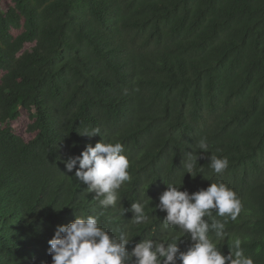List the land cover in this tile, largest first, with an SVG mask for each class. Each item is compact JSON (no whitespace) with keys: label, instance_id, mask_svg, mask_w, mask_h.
<instances>
[{"label":"trees","instance_id":"obj_1","mask_svg":"<svg viewBox=\"0 0 264 264\" xmlns=\"http://www.w3.org/2000/svg\"><path fill=\"white\" fill-rule=\"evenodd\" d=\"M22 112L27 137L11 126ZM93 127L101 135L80 134ZM102 140L121 143L130 165L108 209L64 163ZM192 151L195 177L182 170ZM211 155L228 159L222 174ZM217 182L242 210L225 240L210 238L224 255L239 238L264 264V0H0V264H52L48 241L76 216L103 212L100 226L126 231L129 250L180 235L162 227L159 194ZM135 202L150 223L119 216Z\"/></svg>","mask_w":264,"mask_h":264},{"label":"clouds","instance_id":"obj_2","mask_svg":"<svg viewBox=\"0 0 264 264\" xmlns=\"http://www.w3.org/2000/svg\"><path fill=\"white\" fill-rule=\"evenodd\" d=\"M80 134L91 138L101 135V129L85 128ZM197 147L200 153H208L206 138H201ZM123 152L121 143H104L102 140L95 146L87 145L79 156H70L64 161L68 172L76 169L75 179L87 185L86 191L94 194L93 199L102 209L116 207L118 190L130 180L129 160ZM200 158L194 151L186 153L182 170L195 177L202 170V167L196 169ZM209 160L208 167L215 174H222L229 164L226 157L211 155ZM180 188L167 183L156 205L165 213L162 227L178 228L180 235H170L161 240L143 239L129 250L133 239L126 231L118 227L113 234L100 226L103 212L76 216L74 221L58 225L48 241L52 264H255L252 257L245 255L239 238L232 240L229 253L224 255L209 236V233H214L217 241L227 238L224 230L228 219L236 220L242 210L235 191L223 182L211 183L206 189L191 194ZM128 212L132 213L129 222L133 226L151 222L145 204L141 202L131 203L130 208L122 206L119 216L124 217ZM217 216L224 219H217ZM181 236L189 240L184 251L179 247L184 242Z\"/></svg>","mask_w":264,"mask_h":264},{"label":"rangeland","instance_id":"obj_3","mask_svg":"<svg viewBox=\"0 0 264 264\" xmlns=\"http://www.w3.org/2000/svg\"><path fill=\"white\" fill-rule=\"evenodd\" d=\"M28 125V119L24 112H22L19 119L11 123L13 129L21 136L27 137L26 128Z\"/></svg>","mask_w":264,"mask_h":264}]
</instances>
